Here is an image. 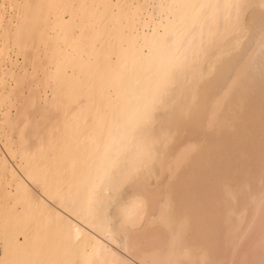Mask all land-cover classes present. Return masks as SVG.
Wrapping results in <instances>:
<instances>
[{"label":"bare ground","instance_id":"1","mask_svg":"<svg viewBox=\"0 0 264 264\" xmlns=\"http://www.w3.org/2000/svg\"><path fill=\"white\" fill-rule=\"evenodd\" d=\"M0 250L264 261V0H0Z\"/></svg>","mask_w":264,"mask_h":264},{"label":"rangeland","instance_id":"2","mask_svg":"<svg viewBox=\"0 0 264 264\" xmlns=\"http://www.w3.org/2000/svg\"><path fill=\"white\" fill-rule=\"evenodd\" d=\"M13 112H14V111H13ZM13 112H12V113H13ZM256 233H258L257 229H255V234H256ZM254 237H255V239H256V235H255ZM255 239H253V240L255 241ZM253 240H252V241H253ZM228 251H229V250H228ZM226 253H228V252L226 251ZM0 254H1V250H0ZM228 254H229V253H228ZM228 254H227V255H228ZM223 255H224V254H223ZM224 256H225V255H224ZM224 256H222L223 259L225 258ZM227 257H228V256H227ZM221 261H222V259H221ZM223 261H227V259H224ZM261 261L264 262L263 260H260V263H261ZM260 263H259V264H260ZM261 264H263V263H261Z\"/></svg>","mask_w":264,"mask_h":264}]
</instances>
